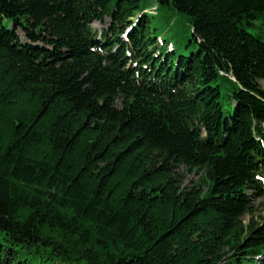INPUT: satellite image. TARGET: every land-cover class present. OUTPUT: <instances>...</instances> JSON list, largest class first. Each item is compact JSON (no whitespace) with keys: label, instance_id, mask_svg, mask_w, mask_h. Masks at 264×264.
<instances>
[{"label":"trees","instance_id":"obj_1","mask_svg":"<svg viewBox=\"0 0 264 264\" xmlns=\"http://www.w3.org/2000/svg\"><path fill=\"white\" fill-rule=\"evenodd\" d=\"M261 81L264 0H0V264H264Z\"/></svg>","mask_w":264,"mask_h":264},{"label":"rangeland","instance_id":"obj_2","mask_svg":"<svg viewBox=\"0 0 264 264\" xmlns=\"http://www.w3.org/2000/svg\"><path fill=\"white\" fill-rule=\"evenodd\" d=\"M143 6L146 8V11L152 14L154 8L158 6V0H143ZM153 9V10H152ZM152 10V11H151ZM154 13L156 12L153 11ZM154 25L157 26V33L161 38H167L172 41L173 44L177 43L173 40L172 35L174 33V28L180 31L183 35H190L191 30L189 29L188 21L185 17H183L180 13H173L171 10H167L165 16H156L153 17ZM176 22V25L171 29L172 23ZM106 25L102 24L100 21H97L93 24V27L101 30ZM264 86V81H261ZM181 174L185 176V184L192 185L201 181L203 179L202 171H187L184 167L180 168ZM264 215V199L258 196L252 198V208L244 216V220L247 221H255L261 222L262 216Z\"/></svg>","mask_w":264,"mask_h":264}]
</instances>
